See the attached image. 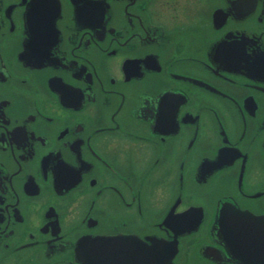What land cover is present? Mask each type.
I'll use <instances>...</instances> for the list:
<instances>
[{"label": "flooded vegetation", "instance_id": "af4514ba", "mask_svg": "<svg viewBox=\"0 0 264 264\" xmlns=\"http://www.w3.org/2000/svg\"><path fill=\"white\" fill-rule=\"evenodd\" d=\"M0 264H264V0H0Z\"/></svg>", "mask_w": 264, "mask_h": 264}]
</instances>
